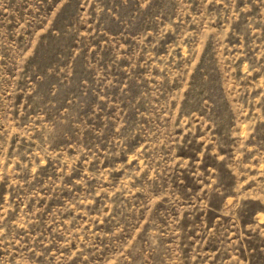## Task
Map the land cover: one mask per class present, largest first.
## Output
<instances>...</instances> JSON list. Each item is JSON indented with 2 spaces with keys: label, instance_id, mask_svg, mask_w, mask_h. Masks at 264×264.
Masks as SVG:
<instances>
[{
  "label": "rangeland",
  "instance_id": "rangeland-1",
  "mask_svg": "<svg viewBox=\"0 0 264 264\" xmlns=\"http://www.w3.org/2000/svg\"><path fill=\"white\" fill-rule=\"evenodd\" d=\"M0 264H264V0H0Z\"/></svg>",
  "mask_w": 264,
  "mask_h": 264
}]
</instances>
